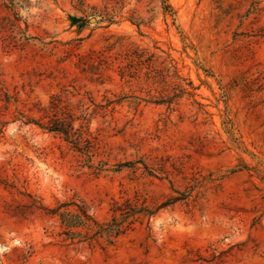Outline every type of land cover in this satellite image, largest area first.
<instances>
[{
    "label": "rangeland",
    "instance_id": "obj_1",
    "mask_svg": "<svg viewBox=\"0 0 264 264\" xmlns=\"http://www.w3.org/2000/svg\"><path fill=\"white\" fill-rule=\"evenodd\" d=\"M0 264H264V0H0Z\"/></svg>",
    "mask_w": 264,
    "mask_h": 264
},
{
    "label": "trees",
    "instance_id": "obj_2",
    "mask_svg": "<svg viewBox=\"0 0 264 264\" xmlns=\"http://www.w3.org/2000/svg\"><path fill=\"white\" fill-rule=\"evenodd\" d=\"M49 131H55L64 136L65 140L73 145V147L80 152H83L87 157V145L83 144L85 141L81 139L79 134L70 132L71 128L64 125L63 122L55 121L52 126L47 128ZM171 202L178 201L177 198H172ZM169 202H166V204ZM165 205V204H163ZM61 207L65 205H59L55 208H45L48 215L57 216L60 224L67 228L66 235L69 239L76 238V243L90 242L97 238H103L106 245H111L114 240L123 234L128 228L126 225V218L118 219L112 216L111 219L105 223H98L93 220L80 206H76V212L60 211ZM132 214H129V216ZM74 229V230H71ZM84 231L85 233H81Z\"/></svg>",
    "mask_w": 264,
    "mask_h": 264
},
{
    "label": "water",
    "instance_id": "obj_3",
    "mask_svg": "<svg viewBox=\"0 0 264 264\" xmlns=\"http://www.w3.org/2000/svg\"><path fill=\"white\" fill-rule=\"evenodd\" d=\"M90 21H91V22H93V21H94V19L92 18Z\"/></svg>",
    "mask_w": 264,
    "mask_h": 264
}]
</instances>
